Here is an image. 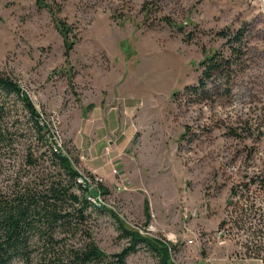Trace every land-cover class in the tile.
I'll return each mask as SVG.
<instances>
[{
    "label": "rangeland",
    "instance_id": "rangeland-1",
    "mask_svg": "<svg viewBox=\"0 0 264 264\" xmlns=\"http://www.w3.org/2000/svg\"><path fill=\"white\" fill-rule=\"evenodd\" d=\"M240 28L231 81L190 89L207 56L229 55L220 32ZM0 72L29 94L75 167L105 176L106 209H89L85 232L60 235L61 249L89 231L120 252L119 222L153 223V235L174 242L175 264H264L254 246L264 254V193L249 184L264 176V0H0ZM7 114L0 191L10 197L36 187L49 162L28 163L37 144L21 103ZM236 218L243 228L221 226ZM32 249L37 261V236ZM127 262L159 259L139 246Z\"/></svg>",
    "mask_w": 264,
    "mask_h": 264
},
{
    "label": "trees",
    "instance_id": "trees-1",
    "mask_svg": "<svg viewBox=\"0 0 264 264\" xmlns=\"http://www.w3.org/2000/svg\"><path fill=\"white\" fill-rule=\"evenodd\" d=\"M220 33L226 38L229 55L215 51L200 63L198 84L190 87L196 93L205 89L208 82L224 84L231 81L230 71L235 65L232 59L241 52L245 31L240 28L233 35L226 31ZM11 97L15 98V102H12ZM14 103H21L34 128L37 147L29 146L28 163L32 166L37 165L38 159L41 158L49 162V165L43 167L41 182L36 187L29 183V187L26 186L24 192L15 191L10 197L3 196L0 191V264H14L17 258L23 260L25 264H129L128 254L135 252L139 246H145L152 251L158 257L159 264H175L170 249L172 244L139 233L122 221L119 222L115 213L121 236L127 239V246L122 251L107 253L97 244L89 231H86V240L80 246L67 248L62 245L61 249L62 239L59 236L69 231L73 234L85 232L81 224L87 219L88 210L96 208L89 203L85 189L77 185L79 171L71 158L61 150L55 151L51 128L29 94L14 78L0 72V138L2 139L6 138L5 132L8 129L3 126L4 120ZM35 151L40 153L36 158H34ZM249 184H258L264 193L263 175L252 177ZM76 188L81 190L80 193ZM232 190L233 195L238 194L237 188ZM227 222L243 228L240 219L225 220L221 226ZM35 236L44 248L37 261H33L31 257L32 238ZM254 246L257 249L255 255L264 260L260 241L254 242Z\"/></svg>",
    "mask_w": 264,
    "mask_h": 264
},
{
    "label": "built area",
    "instance_id": "built-area-1",
    "mask_svg": "<svg viewBox=\"0 0 264 264\" xmlns=\"http://www.w3.org/2000/svg\"><path fill=\"white\" fill-rule=\"evenodd\" d=\"M40 113H41L42 117L44 118V114L41 111H40ZM45 120L47 121V119H45ZM47 124L51 128L53 138L55 140V143H54L55 151L60 152V150H61L63 153H65L66 155L69 156L68 151H66V149L63 146L62 140L58 138V134H55V132L53 131L49 121H47ZM78 171H79V174H78L77 179H76L77 185L80 186L83 190L85 189L86 197H87L89 203L92 205V207H94L96 209L106 208L107 207V197H106L107 189L105 188V176L103 174H101L97 169L88 170V171H81L78 169ZM113 172L117 173V172H119V169L115 167L113 169ZM136 230H138L139 233H141L143 235H148V236L160 238V237L153 235L151 232L152 230H154L153 223L148 224V226H146L144 228L136 227ZM195 234H197V233H195ZM216 236L219 239H223L225 237V229H223V228L219 229L216 233ZM160 239L163 240L167 244L170 243L173 245V247H172V245L170 246L171 253H172L173 248H174V244H173L174 242L167 240V239H163V238H160ZM190 242H193V240L190 239ZM211 264H219V263L212 261ZM227 264H235V263L230 262Z\"/></svg>",
    "mask_w": 264,
    "mask_h": 264
},
{
    "label": "crops",
    "instance_id": "crops-1",
    "mask_svg": "<svg viewBox=\"0 0 264 264\" xmlns=\"http://www.w3.org/2000/svg\"><path fill=\"white\" fill-rule=\"evenodd\" d=\"M114 110V107H112L109 111H108V117L109 118H111V119H113V120H116V121H118L117 120V114H116V112L115 111H113ZM113 124H114V122L112 121V123L109 125V131H112V128H113ZM114 132V131H113ZM107 142H109L110 144H115L114 143V141L112 140V139H108V141ZM103 145V144H102ZM116 145V144H115Z\"/></svg>",
    "mask_w": 264,
    "mask_h": 264
}]
</instances>
